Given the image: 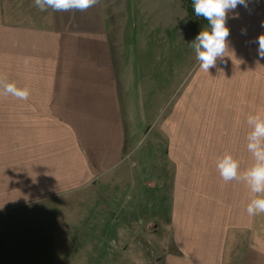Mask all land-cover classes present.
<instances>
[{"label": "crops", "instance_id": "0c3cea01", "mask_svg": "<svg viewBox=\"0 0 264 264\" xmlns=\"http://www.w3.org/2000/svg\"><path fill=\"white\" fill-rule=\"evenodd\" d=\"M4 1L0 75L28 87L30 96L26 101L0 100V264H6L3 259L7 264H114L119 251L124 260L128 249L115 242V235L125 231L138 236L142 218H134V203L157 184H122L124 193L130 188L136 196L128 197L122 229L115 234L119 216L112 206L118 181L113 177L131 156L127 123L136 121L125 109L124 84L117 78L124 67L119 65L125 58L123 45L116 41L100 0L86 11L49 9L41 16L46 23L39 24L19 20L17 0ZM244 38L257 43V37ZM258 47H240L235 58L252 62L235 61L240 66L236 90L240 98L248 97L231 102L236 104L233 130L199 137L170 123L166 157L173 172L171 181L160 180L157 194L164 195V187L169 197L167 202L155 198L156 218L143 224L146 233L153 223L154 236L165 230L157 264H264V214L249 216L246 184L225 183L216 168L217 158L226 152L239 160L241 171L254 162L247 150L246 118L264 111V58ZM199 70L202 82L211 70ZM226 85L221 86L223 94ZM200 87L202 91L193 92H206L202 103L221 105V100L216 105L209 100L208 87ZM180 103L196 105L186 98ZM225 106L231 105L226 101ZM97 184L105 187L104 198L80 197ZM68 198L90 205L77 222L55 211Z\"/></svg>", "mask_w": 264, "mask_h": 264}, {"label": "rangeland", "instance_id": "374dc122", "mask_svg": "<svg viewBox=\"0 0 264 264\" xmlns=\"http://www.w3.org/2000/svg\"><path fill=\"white\" fill-rule=\"evenodd\" d=\"M17 1L19 2L17 5L19 20L30 22L33 19L34 24L46 23L44 18L41 19L42 12L34 6L33 0ZM100 2L108 22L114 29L116 41L123 45L124 53H121L125 58L119 61V65L124 67L122 70L119 67L120 74L117 78L124 84L122 96L124 98L125 92L123 101L125 109L136 118V121L131 118L127 123L128 146L132 148L131 156L124 162V170L116 172L113 177L115 181H118L114 188V196L117 200L112 206L115 216H119L115 234L122 229L121 213L128 197L136 196L134 192H129L130 188L128 190L126 188L128 193H124L122 184H137L142 181L157 184L153 188L147 187L145 194L143 192L139 194L140 203H134V218H142L139 228L136 226L139 229L138 236L125 233L123 230L122 236L115 235V242L120 246L123 244L128 251L123 255L124 260L121 258L120 251L115 252L114 264H123L125 263L123 261L129 264H157L156 255L160 253L162 241L165 239V230L161 228L158 235L154 236L152 231L156 227L153 223H148L146 233L143 232V224L156 218L155 198H161V200L163 198L167 202L166 198L169 197L167 187V189L162 187L164 195L158 197L157 194L160 192V180L167 178L171 181L173 172V167L166 157L170 123L173 122L179 131L192 132L199 137L202 133L222 134L233 130L234 123L231 117L235 116L236 112L234 103L248 97L242 94L240 98V93L236 90L235 83H237L240 66L236 65L235 58L239 55L237 53L240 47H242L241 51H250L257 45V43H249V40L244 37L258 38L264 34V0H248L247 8L237 6L235 12L228 14L226 24L230 29L228 37L230 51L219 61L221 69L217 65V60V66L209 69L211 72L204 76L206 78L202 82L199 62L195 58V52L190 43L203 28H208L209 25L200 20L202 17L191 16L188 12L186 5L192 4V0H100ZM129 38L130 40H127ZM237 60L243 65L252 62L250 59ZM263 62L260 61V63ZM221 76L222 78H219ZM224 84H227L225 94L221 87ZM200 86L210 89L209 100L215 101L214 105L219 100L221 105L207 107L205 103H202L203 99H206V92L204 95L193 92L194 90L202 91ZM183 98L193 100L196 105L184 106L180 103ZM11 99L16 98L0 95V100L3 102ZM226 101L231 106L226 107ZM261 101L262 99L258 96V102ZM144 115L146 118L142 117ZM91 196L104 198L105 187L97 184L93 190L80 197L86 199ZM89 206V203H79L77 198H68L66 203L59 205V210L55 209V211L77 222ZM162 212L167 219L168 206L165 205ZM261 224H264V220ZM67 254L70 257L73 255V253ZM126 254L128 259L125 258ZM1 262L8 263L6 259Z\"/></svg>", "mask_w": 264, "mask_h": 264}, {"label": "clouds", "instance_id": "9594fccd", "mask_svg": "<svg viewBox=\"0 0 264 264\" xmlns=\"http://www.w3.org/2000/svg\"><path fill=\"white\" fill-rule=\"evenodd\" d=\"M33 2L41 12L49 9L54 12H68L86 11L98 4L99 0H33ZM237 6L247 8L248 0H192L195 16L203 17L209 25L190 43L202 71L209 73L210 68L216 67L217 59H223L230 51L228 41L230 29L226 22L228 14L235 12ZM257 43L258 54L264 58V34L257 38ZM27 63L26 59L25 64ZM0 95L26 101L30 96V89L18 87L15 82H9L6 77L0 75ZM246 123L250 129L246 137L247 150L254 162L241 171L239 160L226 152L217 158L216 168L225 183L243 181L246 184L251 193L247 214L256 216L264 214V111L249 113Z\"/></svg>", "mask_w": 264, "mask_h": 264}, {"label": "trees", "instance_id": "16d2710c", "mask_svg": "<svg viewBox=\"0 0 264 264\" xmlns=\"http://www.w3.org/2000/svg\"><path fill=\"white\" fill-rule=\"evenodd\" d=\"M186 9L188 10V12L191 14V16H195L194 11L192 9V4H188L186 5ZM201 21H203L204 23H207V21L202 17V19H200Z\"/></svg>", "mask_w": 264, "mask_h": 264}]
</instances>
